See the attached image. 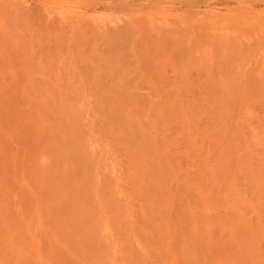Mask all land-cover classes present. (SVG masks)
<instances>
[{
  "label": "rangeland",
  "instance_id": "1",
  "mask_svg": "<svg viewBox=\"0 0 264 264\" xmlns=\"http://www.w3.org/2000/svg\"><path fill=\"white\" fill-rule=\"evenodd\" d=\"M219 9L187 85L126 53L100 90L54 7L0 0V264H264V6Z\"/></svg>",
  "mask_w": 264,
  "mask_h": 264
},
{
  "label": "bare ground",
  "instance_id": "2",
  "mask_svg": "<svg viewBox=\"0 0 264 264\" xmlns=\"http://www.w3.org/2000/svg\"><path fill=\"white\" fill-rule=\"evenodd\" d=\"M39 4L48 9L55 8L54 20H64V25L69 32L75 33V41L72 44L79 43L82 47L95 52L101 61V67L105 72L102 77L95 79V88L111 86L119 88L127 85L129 82L123 78L121 58L126 53L143 66L144 71L153 73H165L162 76L164 84L178 83L187 85L188 77L186 69L194 63L199 64V58H193V51L196 48H202L204 45L216 51L218 44L209 42L206 30L203 29V23L198 20H220V13L210 16L202 13L203 18L199 17V11L203 7H215L217 9L224 4L243 5V2L254 4L255 6H264V0H37ZM16 3L15 6H18ZM77 8L85 12L79 13ZM111 11V16H98L91 18L89 11L96 10ZM239 9V8H237ZM220 10V9H219ZM159 18V20H180L188 27L186 32L164 31L151 34V30L143 27L142 20L150 18ZM102 20H108L107 23ZM116 20V21H114ZM181 25V26H182ZM129 31V35L126 32ZM125 34V35H124ZM258 35V33L256 34ZM264 39V37H262ZM264 46V40L258 38L253 41V46ZM154 49L152 56L149 52ZM111 53L112 56L107 54ZM147 57H152L146 60ZM90 63V61H89ZM92 63V62H91ZM144 64V65H143ZM154 65L156 68H151ZM166 66L167 70L162 69ZM109 69V70H108ZM110 71V72H109ZM80 72V71H79ZM81 73L80 81L86 85L87 78ZM142 75V74H141ZM119 93V92H118ZM147 93L145 94V96ZM160 96V94L158 93ZM103 102L106 100L114 102L118 99L117 95H108L107 91L101 93ZM137 96L132 93L128 97ZM118 137V136H117ZM122 141V138L118 139ZM190 263L189 260H185ZM41 264V263H39ZM192 264V263H190Z\"/></svg>",
  "mask_w": 264,
  "mask_h": 264
}]
</instances>
